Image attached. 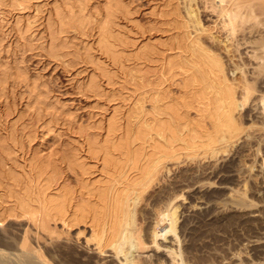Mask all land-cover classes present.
Segmentation results:
<instances>
[{"label":"bare ground","instance_id":"6f19581e","mask_svg":"<svg viewBox=\"0 0 264 264\" xmlns=\"http://www.w3.org/2000/svg\"><path fill=\"white\" fill-rule=\"evenodd\" d=\"M74 1L76 2L67 0L64 7L55 8L60 33L72 29L77 31V28L83 29L96 20L97 34H99L96 46L99 47L100 52L108 56L106 57L115 70H120L117 73H123V83L130 87L137 98L128 112L124 127H122L124 124L115 121V117L114 121L109 119L104 138H101L100 134L96 136L94 134L90 139L86 137L87 151L82 152L84 155L80 153L81 148L76 149L77 147L75 150L63 153L62 161L68 172L74 176L76 183L72 185L67 183L62 178L61 168L58 169L41 159L32 167L29 166L31 168L28 169L27 174L25 176L23 174L24 180L11 174L9 180L13 183H0V197L2 196L1 198L10 204L4 211L6 213L0 214V223L6 216L14 220L17 217H24V220H27L26 224H32L37 233L51 236L49 238L52 240L54 238L51 233L56 235L54 230L57 228H51L56 226V223L65 227L66 232L70 231L72 226L88 225L89 237H86L85 244L90 243L95 247L93 250L97 251L98 255L108 247L113 250L115 256L118 254L127 256L129 252L131 253V249L143 250L147 244V240L141 236L138 220L146 213V209L142 208V202L146 201L144 196L155 185L153 182L163 168L164 162L178 160L180 156L191 160L198 157L215 158L241 140V136L247 130L253 129L252 125L256 127L259 124V129L253 132H264V0H182L183 15L179 14L177 7L172 8L169 13L175 36L173 35L167 44L163 42L159 47L157 44L146 46L147 48L137 47L138 49L134 47L136 46L134 41L125 34L127 32L119 28L121 25L118 26V22L122 21H119V16L123 18L129 12V8L124 7V3L121 4V0H110V4L103 7V14L98 7L96 10L90 9L87 4L89 0ZM11 4L13 7L22 4L24 6L21 0H11ZM200 8L204 12L208 10L213 14L215 27L223 32V38L213 39L215 43L201 42L189 37L187 33L189 28L195 33L201 31H199L202 29L199 28ZM134 48L136 50L132 51ZM221 50L226 54L232 53L230 58L235 60L231 65L227 66L223 62ZM167 51L171 52V55H167ZM88 53L90 52L86 54ZM87 56L90 58V54ZM152 58L157 59L156 63L159 62V74L157 76L149 74L153 76L151 79L147 73L140 70L139 67L143 64L141 66L138 63ZM128 62H131L129 67L126 66ZM136 64L138 66H134V70L130 69ZM102 71L103 76L106 73L110 74V76L105 75L109 80L116 76V72L109 73L105 68H102ZM118 76L120 77V74ZM92 84L95 83L92 81ZM95 85L97 86V83ZM171 85L177 88L176 92H172L174 87L171 89ZM145 104H150V110L145 107L148 113L144 108ZM246 106L248 108L244 109L243 115H240V111ZM242 118H248L249 125L245 126ZM11 142L13 143L14 140ZM13 144L15 145V142ZM13 150L12 147L5 148L4 153L9 156L13 154ZM90 160L93 164L89 163ZM262 162L263 165L258 167L264 166V158ZM24 168L27 169V166ZM223 169L220 171L223 172ZM94 173H99L100 177L98 179L91 177ZM222 175L224 179L220 182L217 180V183L223 184L235 180L231 170L225 169ZM243 182L248 183V180ZM219 187L221 190L225 189L221 184ZM257 192L258 195L261 194L264 188H259ZM237 198L235 204L239 215L242 213L240 216L242 220L259 218L258 213L253 211L254 205L246 201L244 194ZM175 199H170L165 204L164 211L155 210V215L162 218V223L160 220L155 222L151 235L152 242H149L156 243L154 240L158 236L164 238L167 234L177 238L176 221L178 220H176L177 216L175 217L177 211L172 204ZM139 204L142 207L138 208ZM260 211L261 209L259 213ZM159 222L161 225L166 222V227L164 225L161 230H156ZM239 223L241 224L242 221ZM24 231L23 236L18 240L20 249L15 256L18 260L24 258L31 264H34L35 260L44 264L45 258H42L43 255L39 251L40 246L36 248L38 246L36 243L34 247L35 243L32 245L28 236L29 231L34 230ZM248 247L252 253H255L254 257L259 258L264 251V241L251 240ZM171 249L173 248L170 247L167 253L170 257L168 264H184L182 259L176 260V256L180 255ZM11 255L14 254L0 250V264H6ZM88 256L79 253L78 258L76 257L78 261H75L79 264H98L99 261L92 262L90 258L87 259ZM255 258L248 263L244 260L239 261L238 264H258ZM133 260L127 258L126 263L133 264Z\"/></svg>","mask_w":264,"mask_h":264},{"label":"rangeland","instance_id":"374dc122","mask_svg":"<svg viewBox=\"0 0 264 264\" xmlns=\"http://www.w3.org/2000/svg\"><path fill=\"white\" fill-rule=\"evenodd\" d=\"M21 1L24 2V6L22 4L13 7L11 0H0V176L2 177L0 183H13L9 180L11 174L24 180L28 169L41 159L58 169L61 168L63 180L72 185L76 182L62 161L63 153L75 150L77 147L76 149L81 148L80 153L84 155L87 151L85 139H90V136L94 134L95 136L100 134L101 138H104L107 134L106 125L109 119L114 121L115 117V121L124 124L122 125L124 127L128 112L134 106L137 97L135 98V93L123 83V73H117L120 70L117 67L115 70L108 56L100 52L99 47L96 46L99 37L96 20L92 22L93 24L85 26L84 30L77 28V31L72 29L60 33L55 8L64 7L67 0ZM89 1L88 7L92 10L98 7L99 11L102 10V14L103 7L110 4V0ZM182 3V0H121V4L129 8L128 14L131 13L123 18L119 16V21H122L118 22V26L121 25L119 28H123L122 30L127 32L125 34L134 41L136 45L134 47L147 48L157 44L159 47L163 42L167 44L169 39L175 36L169 13L172 8L177 7L179 14L183 15ZM175 4L176 6H173ZM200 10L199 28L202 29L199 31L208 29L209 32L206 30L207 32L204 33L201 31V33L198 31L195 33L187 28L189 37L208 43L214 42L215 38V40L223 38V32L213 23V14L208 10L205 12L201 8ZM124 18L127 19L124 20ZM211 36L214 38H210ZM87 52H90L88 53L90 58ZM166 54L171 55V52L167 51ZM231 54L221 50L222 60L227 66L235 60L230 58ZM156 60L152 58L138 63L141 66L143 64L139 67L140 70L148 76L149 74L157 76L159 62L156 63ZM130 65L131 62L126 63V66ZM138 65H132L130 69L134 70V66ZM102 68L109 73L116 72L115 79L109 80L106 76L110 74L107 75V73L103 76ZM230 69L228 70L232 71ZM117 74H120V77ZM149 78L152 79L153 76ZM92 81L97 83V86L92 84ZM92 85L96 87L93 88ZM170 88L174 89L172 92H176L177 88L174 85ZM147 105L145 104L144 108L150 110V104ZM247 108L248 106L242 108L240 115H243L244 109ZM242 120L245 126L249 125L248 118H242ZM258 125L256 127L252 125L253 129L247 130L248 132L241 136V140L230 146L227 152L218 154L215 158L198 157L191 160L180 156L178 160L164 162L163 168L161 167L153 182L155 185L147 192L149 195L146 193L144 196L146 201L142 202L143 207L141 204L138 206V208L146 209V213L139 219L141 221L138 220L141 236L147 240L143 250L131 249V253L129 252L127 256H121V254L115 256L113 250L106 247L98 255L97 251L93 250L95 247H92L90 243L85 244L86 237H89L88 225L72 226L73 228L66 232L65 227L56 223L57 225L54 224L56 226L51 228H57L54 230L56 235L51 233L53 241L49 238L51 236L37 233L32 224H26L27 220H24V217H17L14 220L6 216L0 223V250L14 254L10 256L6 264H31L24 258L18 260L15 256L20 249L18 240L23 236L25 229L34 230L29 231L28 236L31 244L35 243L32 244L34 247L36 243L38 244L36 248L40 246L38 249L43 255L42 258H45L44 264H79L77 263L79 253H83L85 257L89 255L87 259L90 258L92 262L99 261L98 264H127V258L134 259L133 264H168L170 257L167 253L170 247L180 255L176 256V260L182 259L184 264H238L242 260L247 263L253 261L255 253H252L248 247L249 241L257 239L264 241V192L257 194L259 188H264V166L258 167L263 165L264 132H253L259 129ZM13 140L15 145L11 142ZM10 147L14 148L13 154L7 156L4 150ZM89 163L93 164V161L90 160ZM26 166L27 169L24 168ZM223 168L233 171L235 175L233 182L217 183V180L220 182L224 179L222 174L225 169ZM12 171L15 172L12 173ZM91 177L98 179L100 174L94 173ZM242 180H248V183ZM220 184L225 189H219ZM242 194L245 195L247 202L254 205L253 211L258 213L259 218L254 220L240 218L242 213L239 215L235 203L237 197ZM1 197L0 214L4 215L6 213L4 211L10 204ZM174 198L176 199L172 204L177 211L175 215L178 220L176 221L177 238L167 234L164 238L158 236L154 240L156 243H151L155 222L160 220L162 223V218L155 215V210L164 211L165 204ZM241 221L242 223L238 224ZM160 222L156 230H161L162 226L167 225L166 222L163 223L164 225ZM72 249L76 252H72ZM259 258H255V261L258 264H264V251ZM34 264L42 263L35 260Z\"/></svg>","mask_w":264,"mask_h":264}]
</instances>
